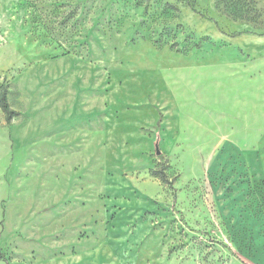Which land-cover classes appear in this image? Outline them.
I'll return each instance as SVG.
<instances>
[{
	"label": "rangeland",
	"instance_id": "374dc122",
	"mask_svg": "<svg viewBox=\"0 0 264 264\" xmlns=\"http://www.w3.org/2000/svg\"><path fill=\"white\" fill-rule=\"evenodd\" d=\"M2 87L0 264H264V0H0Z\"/></svg>",
	"mask_w": 264,
	"mask_h": 264
},
{
	"label": "trees",
	"instance_id": "16d2710c",
	"mask_svg": "<svg viewBox=\"0 0 264 264\" xmlns=\"http://www.w3.org/2000/svg\"><path fill=\"white\" fill-rule=\"evenodd\" d=\"M183 1H187L188 0H183ZM0 108L2 110V112L5 115V119L6 121L10 124L12 122V120L15 117L19 116V113L16 112L15 110H13V108L11 107L9 100H8V96H7V89L5 87H2L0 89ZM154 174L160 178L164 183H169V180L166 176V174L163 171H159V172H154ZM4 260L6 262H9V260L4 257L3 255L0 254V261Z\"/></svg>",
	"mask_w": 264,
	"mask_h": 264
},
{
	"label": "water",
	"instance_id": "95a60500",
	"mask_svg": "<svg viewBox=\"0 0 264 264\" xmlns=\"http://www.w3.org/2000/svg\"><path fill=\"white\" fill-rule=\"evenodd\" d=\"M157 154H160V151L159 150L157 151Z\"/></svg>",
	"mask_w": 264,
	"mask_h": 264
}]
</instances>
